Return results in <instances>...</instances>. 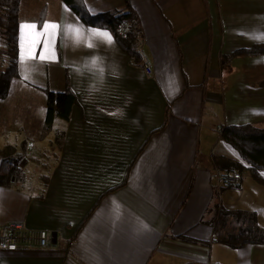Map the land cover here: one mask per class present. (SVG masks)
<instances>
[{"label": "crops", "instance_id": "crops-1", "mask_svg": "<svg viewBox=\"0 0 264 264\" xmlns=\"http://www.w3.org/2000/svg\"><path fill=\"white\" fill-rule=\"evenodd\" d=\"M85 2L92 14L136 12L139 46L153 73L145 72L142 59L132 61L109 28L86 24L63 0H20L19 46L24 23H35L38 32L45 22L76 24L107 31L112 41L86 31L80 42L57 34L49 44L55 58L40 60L48 40L41 36L36 59L21 61L19 49L8 85V45L0 34V167L6 144L14 154L27 147L29 157L22 160L23 175L0 184V224L21 222L58 239L56 248L0 250V264H264V243L225 242L242 228L264 234V205L253 204L264 197V184L243 200L244 175L236 186L220 183L215 164L216 158L242 162L218 130L237 124L228 111L241 101L231 92L249 89L256 93L248 100L264 105V55L238 54L222 63L264 42L258 39L264 0ZM67 87L77 97L70 118L46 130L47 91ZM25 90L38 100L25 105ZM62 129L55 159L51 146ZM45 155L53 160L43 167ZM36 167L41 177L30 180L28 170Z\"/></svg>", "mask_w": 264, "mask_h": 264}, {"label": "trees", "instance_id": "trees-1", "mask_svg": "<svg viewBox=\"0 0 264 264\" xmlns=\"http://www.w3.org/2000/svg\"><path fill=\"white\" fill-rule=\"evenodd\" d=\"M82 20L88 25L109 28L117 37L123 48L130 54L135 63H139L141 57L139 53V43L141 39V26L136 12L127 9L123 12H103L92 14L85 0H63ZM19 8L20 0H0V34L6 38L8 45V71L7 80L10 85L11 78L17 74V63L19 58ZM45 12L41 14V21ZM127 23L126 35L120 33V26ZM238 54L264 55V42L254 44L249 48L237 50L230 56L222 57L223 65L230 63L233 57ZM264 84V83H263ZM77 102L74 91L67 87L62 92L47 91L45 129L49 130L55 122L60 119L66 124L70 118L71 109ZM65 130H57L52 142V150L55 159L58 158ZM223 140L230 145L240 156L242 162L233 161L228 158H216L215 164L222 172V179H226L234 172L240 176L250 175L259 183L264 184V127H259L253 123L229 124L223 128ZM27 142H24L26 147ZM24 153H15V148L6 144L2 150L3 161L0 167V184L9 185L13 178L23 175L21 166L22 160L26 156ZM30 159L40 161L38 157L31 156ZM42 163V162H41ZM43 167L48 166L46 162ZM25 176H23L24 178ZM50 175L44 174V186L48 183ZM19 186L27 188L23 180H15ZM228 185V184H226ZM232 186V185H228ZM42 195V194H41ZM226 243L233 247H240L246 243H264V234L255 233L248 228H242L239 233L230 235Z\"/></svg>", "mask_w": 264, "mask_h": 264}, {"label": "rangeland", "instance_id": "rangeland-1", "mask_svg": "<svg viewBox=\"0 0 264 264\" xmlns=\"http://www.w3.org/2000/svg\"><path fill=\"white\" fill-rule=\"evenodd\" d=\"M242 65L240 64H237L236 66V70L240 69ZM235 70V69H234ZM228 71H229V67H224L223 68V71L222 73L224 74L222 77L224 79V82H225V91L226 93H228V85L226 84V79H227V76H228ZM28 77H30L29 79L32 80V81H38V77H37V74L35 73H28L27 74ZM27 77V76H26ZM44 85L46 87H49L48 86V80L46 79L45 82H43ZM240 89V87H239ZM232 94L234 93H238L239 96H240V105L239 106H233V107H230L229 108V117H231V119H233L235 122L233 123H237V124H244V123H253L259 127H264V105L261 107H256L255 105L252 104V102H250V100H248L247 97H250L251 95H253L254 93L256 92H252L250 91L249 89L248 90H241L238 91V92H231ZM230 94V92H229ZM35 95V94H34ZM32 95V92L31 90L29 91H24V100H25V105H27V102L33 100H38V97L37 96H34ZM245 98V99H244ZM30 105H32V102L29 103ZM259 105V103H258ZM31 109H28V108H25V114L27 115V112L29 111V114H31L30 112ZM25 115V116H26ZM263 117V118H262ZM223 131V130H222ZM222 131H221V134H222ZM49 143H50V140L44 142L43 144V150L45 151L46 148L49 147ZM218 148V147H217ZM231 150L234 151V149L232 148ZM44 158V161L43 162H46L47 164H51L52 162V156L50 155V157L48 158L47 155L45 156H42ZM26 161V160H25ZM25 161H22L21 164L25 167L26 165V162ZM40 170H38V168H34V169H31V170H28V178L30 180H38L40 179L41 177V174L39 172ZM34 178V179H33ZM244 180H247L248 183H246V189H245V193L244 195L242 196L243 200H250L251 199V195L253 193V191H255V188L256 186H260V188L263 189V184L262 183H259L257 180H255L253 177H251L250 175H244ZM235 190H239V188L236 187ZM262 197V196H261ZM257 202V201H256ZM256 202H253L254 205L256 206H259V207H263L264 205V197H262L259 201H258V205Z\"/></svg>", "mask_w": 264, "mask_h": 264}, {"label": "built area", "instance_id": "built-area-1", "mask_svg": "<svg viewBox=\"0 0 264 264\" xmlns=\"http://www.w3.org/2000/svg\"><path fill=\"white\" fill-rule=\"evenodd\" d=\"M128 29L127 23L123 22L120 26V33L126 35ZM139 52L141 54L142 65L145 72L148 75L153 73V65L147 55L143 51L142 44L139 46ZM221 132L223 128L219 127ZM241 176L238 172H234L226 179L220 177V183L236 186L240 183ZM58 239L53 241L50 234L45 229L35 230L28 228L21 222H9L0 224V250L15 252L20 250L30 249H50L56 248ZM202 264H212L207 261Z\"/></svg>", "mask_w": 264, "mask_h": 264}, {"label": "snow or ice", "instance_id": "snow-or-ice-1", "mask_svg": "<svg viewBox=\"0 0 264 264\" xmlns=\"http://www.w3.org/2000/svg\"><path fill=\"white\" fill-rule=\"evenodd\" d=\"M42 31H37V25L35 23H24L20 25V60L27 61L28 59H36L35 48L38 43H40L39 37L47 36L48 40L44 42V51L39 55L38 59L48 60L54 59L55 53L50 50L49 44L54 40L57 34H71L74 36L77 42L85 38V31L91 37H100L108 41H112V36L107 31H101L100 29H88L84 30L82 26L76 24H68L63 28L58 23L45 22L42 24ZM258 39L264 40V33H262ZM89 47L93 45L89 42ZM93 64L96 63L95 60L92 61Z\"/></svg>", "mask_w": 264, "mask_h": 264}]
</instances>
